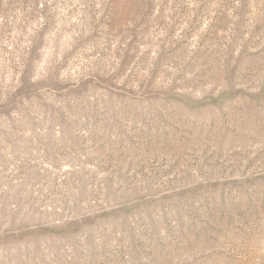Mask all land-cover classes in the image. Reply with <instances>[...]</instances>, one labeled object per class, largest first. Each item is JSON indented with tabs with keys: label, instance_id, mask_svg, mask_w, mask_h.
<instances>
[{
	"label": "rangeland",
	"instance_id": "374dc122",
	"mask_svg": "<svg viewBox=\"0 0 264 264\" xmlns=\"http://www.w3.org/2000/svg\"><path fill=\"white\" fill-rule=\"evenodd\" d=\"M0 264H264V0H0Z\"/></svg>",
	"mask_w": 264,
	"mask_h": 264
}]
</instances>
